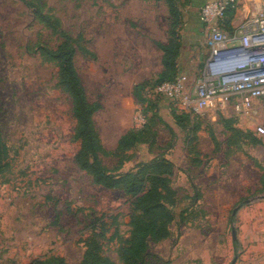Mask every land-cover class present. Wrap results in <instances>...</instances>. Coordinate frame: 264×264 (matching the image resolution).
<instances>
[{
    "label": "rangeland",
    "instance_id": "1",
    "mask_svg": "<svg viewBox=\"0 0 264 264\" xmlns=\"http://www.w3.org/2000/svg\"><path fill=\"white\" fill-rule=\"evenodd\" d=\"M29 1L32 7L0 0V264L51 256L78 264L93 225L98 232L106 229L105 255L123 264L119 246L130 229L127 197L96 184L75 163L80 141L72 100L59 83L57 63L43 52L60 44L59 31L74 48L87 100L99 105L93 120L104 148L115 149L129 129L153 120L156 142L127 151L123 169L155 157L173 165L176 218L168 238L149 243L147 264H231L234 259L264 264L259 261L264 245L256 243L264 240V140L255 133L256 126H264V103L240 116L229 102L217 100L179 125L171 111L182 112L177 103L156 88L141 89L162 70L159 45L167 42L170 25L163 1ZM207 1L213 0H180L181 42L193 28L194 33L202 28L198 39L203 42L186 65L192 68L180 73L191 89L208 58L206 33L197 22ZM188 54L184 43L181 62ZM194 124L197 142L189 141ZM193 145L196 152L190 151ZM102 161L113 170L117 157Z\"/></svg>",
    "mask_w": 264,
    "mask_h": 264
},
{
    "label": "trees",
    "instance_id": "2",
    "mask_svg": "<svg viewBox=\"0 0 264 264\" xmlns=\"http://www.w3.org/2000/svg\"><path fill=\"white\" fill-rule=\"evenodd\" d=\"M22 4L32 7L29 0H20ZM167 6L170 25L168 40L159 45L162 51V70L156 79L141 85L143 91L149 87L156 88L164 82L173 81L178 75L177 60L182 48L178 28L183 20L180 9V0H158ZM38 9L35 13H38ZM234 9L226 12L221 27L225 30L227 23L233 17ZM53 30H57V23L46 14L40 15ZM233 30V29H232ZM231 30V31H232ZM62 38L59 45L53 48H44L43 52L48 59L57 63L59 83L70 94L72 100V114L76 120V137L80 141V148L74 156L78 167L88 174L92 180L101 187L117 191L127 197L129 206V233L119 246V256L123 264H147L148 246L150 242L156 243L168 238L170 225L175 221L176 191L171 185L173 165L166 158H153L150 161L139 162L128 170H124L126 152L140 144L156 142V133L151 124L145 123L141 128H131L118 140L115 149L107 151L94 126L93 116L99 110V105L87 100L79 76L74 66V48L68 43V37L59 31ZM151 103L150 99H146ZM173 119L182 125L189 122L192 115L171 110ZM198 124L190 127L195 141ZM186 130V129H184ZM188 132V131H187ZM189 143V142H188ZM187 143V145H188ZM0 144V171L2 170L3 149ZM190 151L196 152L195 145ZM117 157L115 168L109 169L102 161L103 156ZM183 213V212H182ZM103 227V225H101ZM106 229L96 231L95 225L89 231L87 240L83 244L84 253L78 264H114L103 251V242L106 240ZM29 264H67L61 257L51 256L34 259Z\"/></svg>",
    "mask_w": 264,
    "mask_h": 264
},
{
    "label": "built area",
    "instance_id": "3",
    "mask_svg": "<svg viewBox=\"0 0 264 264\" xmlns=\"http://www.w3.org/2000/svg\"><path fill=\"white\" fill-rule=\"evenodd\" d=\"M237 2L213 0L201 6L199 21L206 33L209 55L192 89L185 75L156 87L157 93L177 103L184 113L199 115L205 105L217 100L224 104L239 97L235 111L248 115L254 99L264 101V6H254L253 12L229 34L221 24ZM236 39L239 44L230 46ZM255 133L264 139V126H256Z\"/></svg>",
    "mask_w": 264,
    "mask_h": 264
},
{
    "label": "crops",
    "instance_id": "4",
    "mask_svg": "<svg viewBox=\"0 0 264 264\" xmlns=\"http://www.w3.org/2000/svg\"><path fill=\"white\" fill-rule=\"evenodd\" d=\"M254 6L255 7H262V6H264V1L238 0L237 5H236V7L234 9L233 17L227 23V26L225 28V31L228 32L229 34L233 33L238 28V26L253 12V7ZM197 20H198L197 22L200 23V21H199V15L197 16ZM201 29L202 28H199V30L197 29L196 30L197 32L195 31V33H194V28H193V31L190 32L191 34L188 35V37H187V35L184 36V38L182 40V47H183V45L185 43L186 46H187V49L189 51V54H188L189 56H188V59H186L187 60L186 62H183V61L181 62V55H182V48H181V51H180V54H179V58L177 60V64H178L177 65L178 66V75H180V73H182L181 71L184 70L183 68H185V71L184 72H187V71H189L192 68V67L189 68L186 65L189 64L190 59L192 58V56L195 55V54H197V52H198L197 49L199 47V44H202L201 42H203V41H200V39H198V33H199V31L201 33ZM186 40H187V42H186ZM238 44H239L238 39L232 40L229 43L230 46H236ZM206 50H208V49H206ZM208 55H209V51H208ZM238 99H239V97H234L228 103V104H230L232 106L233 111H235L234 103ZM165 100L168 101L169 99L165 98ZM263 103H264V101L261 100V99H254L252 101V107H251V110H250V113L249 114H253L254 111L257 109V106L258 105H261ZM235 112L237 113V115H240L241 114L240 116H244V114H242V112H237V111H235ZM185 114H188V113H185ZM256 243H261V245H264V240L261 239V238H257L256 239ZM262 259L264 260V255L259 259V261L262 260Z\"/></svg>",
    "mask_w": 264,
    "mask_h": 264
},
{
    "label": "water",
    "instance_id": "5",
    "mask_svg": "<svg viewBox=\"0 0 264 264\" xmlns=\"http://www.w3.org/2000/svg\"><path fill=\"white\" fill-rule=\"evenodd\" d=\"M238 210V207H236L234 210H233V216L236 214V211ZM232 236H233V240L236 239V233H235V230L232 231ZM236 263V259H234L231 264H235Z\"/></svg>",
    "mask_w": 264,
    "mask_h": 264
}]
</instances>
